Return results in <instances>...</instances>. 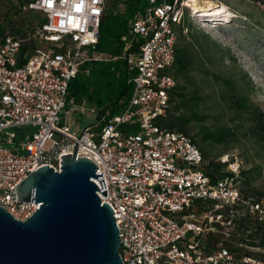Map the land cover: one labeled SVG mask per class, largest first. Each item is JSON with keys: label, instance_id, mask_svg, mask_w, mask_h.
Instances as JSON below:
<instances>
[{"label": "built area", "instance_id": "1", "mask_svg": "<svg viewBox=\"0 0 264 264\" xmlns=\"http://www.w3.org/2000/svg\"><path fill=\"white\" fill-rule=\"evenodd\" d=\"M25 1V8L41 13L45 21L26 38L0 36V207L17 221L30 218L39 204L17 201L15 188L41 166L59 171L60 156L73 153L77 141L76 155L91 159L96 173H102L93 182L99 192L106 190L105 198L97 195L115 217L124 264H264L232 250L233 215L213 212L244 206L264 217V203L243 200L233 180L241 169L239 155L217 157L232 175L212 184L196 142L156 123L170 108L176 83L169 72L176 27L188 32L183 19L186 11L192 17L189 2L194 1L146 0L132 16L121 36L120 56L130 92L117 113H102L80 134L70 130L67 119L70 111L85 106L72 101L67 106L68 85L79 72L89 74L86 63L107 59L94 48L106 1ZM244 1L264 12V0ZM90 111L98 116V108ZM102 179L104 189L98 183ZM208 200L216 203L214 210L192 211L197 201Z\"/></svg>", "mask_w": 264, "mask_h": 264}, {"label": "trees", "instance_id": "2", "mask_svg": "<svg viewBox=\"0 0 264 264\" xmlns=\"http://www.w3.org/2000/svg\"><path fill=\"white\" fill-rule=\"evenodd\" d=\"M21 4L25 8L26 1L21 0ZM145 5L146 0H112L110 4H107L100 20L98 43L94 48L98 52H107L109 58L86 63L85 66L89 68V74L79 72L69 82L68 107L70 101L80 102L83 98H87L90 103L95 102L99 111L97 118L106 111L109 115H113L122 108V100L129 94L131 85L128 83L129 73L126 69V61L120 57L124 47L121 36L127 34L128 22L132 16L142 10ZM44 21V17H39L38 24ZM9 33L26 38L28 31L23 30L21 33V28L15 26ZM4 34L5 29L0 23V36ZM26 41L32 48L33 37H29ZM216 48L215 42L210 40L206 34L189 31L188 34L179 33L177 35L174 62L169 69L176 83L170 91V108L165 115L157 119L156 123L161 128L182 132L196 142L195 137L189 134L188 126L192 120L202 122L205 119V115L196 110L203 96L196 82L187 79L182 83L179 79L180 76L186 75L198 61V69L205 74L203 78H210L208 83L211 80H217L226 87L225 93H220L219 96L212 97V99L217 100L218 103H222L224 100L228 101V105L223 107L225 113L232 109L236 112L229 121L231 123L226 122L214 129L203 127L201 133L203 142L210 140L216 143H225L239 140L238 130L246 122L239 115L242 112V114L249 113L250 118L247 121L250 120L251 125L248 129L256 140L264 145V116L261 110L250 103L249 97L239 90L237 83L225 78L221 72L209 69L213 60L209 55L210 49L216 50ZM98 70L102 71V76L99 79L96 77ZM201 81L204 80L201 79ZM179 110H183L185 114L179 115ZM242 135H245V132ZM199 148L204 157L202 169L209 176L212 184L226 175H232L224 171L223 163L209 159L203 144ZM263 174L264 165H250L242 167L238 175L233 176L243 200H250L257 204L264 203V191L255 186ZM215 204L211 200L197 201L192 211L197 209V212L200 213L214 210ZM213 212L226 218H229L232 213L231 222L234 228L232 239L235 240H232L235 244L232 250L234 252H242L264 260V217L250 213L249 209L244 206H224ZM249 248L259 249V252H252L248 250Z\"/></svg>", "mask_w": 264, "mask_h": 264}, {"label": "water", "instance_id": "3", "mask_svg": "<svg viewBox=\"0 0 264 264\" xmlns=\"http://www.w3.org/2000/svg\"><path fill=\"white\" fill-rule=\"evenodd\" d=\"M76 144L59 171L41 166L15 188L17 201L39 204L30 218L17 221L0 207V264H124L115 217L97 195L106 190L93 182L102 173L76 155Z\"/></svg>", "mask_w": 264, "mask_h": 264}, {"label": "rangeland", "instance_id": "4", "mask_svg": "<svg viewBox=\"0 0 264 264\" xmlns=\"http://www.w3.org/2000/svg\"><path fill=\"white\" fill-rule=\"evenodd\" d=\"M105 1L106 6L112 2V0ZM212 1L214 2L212 5H217V2L222 3L236 17L214 25L200 17H195L193 11H189L192 15L190 18L186 11L183 24L188 26V32L195 31L206 34L210 40L215 42L216 50L210 49L209 53L213 59L209 69L221 72L225 78L237 83L239 90L249 97L250 103L258 107L264 116V12L244 0ZM39 17H43V15L24 8L21 0H0V23L5 29V33L11 32L15 26L21 28V33L23 30L30 32L38 25ZM220 18L224 19V17ZM176 29L179 34V26ZM188 32L184 34H188ZM103 56L109 58L107 52L103 53ZM198 65L197 61L192 69L186 75L180 76L179 79L182 83L187 79L196 82L203 96L196 110L205 115V119L202 122L192 120L188 126L189 134L195 137L198 147L203 144L209 159L217 161V157L223 153H237L241 160V168L250 165L263 166L264 145L260 144L248 129L251 125V121H247L250 118L249 113L242 114L241 112L239 114L244 121L246 120L238 130L239 140L225 143H216L210 140L203 142V134H201L203 127L217 128L228 123L236 112L232 109L225 113L223 107L228 105V101L224 100L222 103H218L217 100L212 99V97L219 96L220 93H225L226 87L217 80H211L208 83L210 78H203L205 74L198 69ZM101 76L102 71L98 70L96 77L99 79ZM73 103L76 106H85L82 110L70 111L67 119L70 130L75 134H80L86 126L97 123V114L90 111L91 107L97 109V106L95 102L90 103L87 98ZM70 104L72 105V103ZM178 113L179 115L185 114L183 110H179ZM243 132L245 135H242ZM255 186L264 191V174L255 183ZM193 212L198 213L197 209H194ZM205 243L210 244L211 242L206 240ZM248 250L259 252V249L249 248Z\"/></svg>", "mask_w": 264, "mask_h": 264}, {"label": "bare ground", "instance_id": "5", "mask_svg": "<svg viewBox=\"0 0 264 264\" xmlns=\"http://www.w3.org/2000/svg\"><path fill=\"white\" fill-rule=\"evenodd\" d=\"M194 2L190 3L191 9L195 12V17H200L206 22L217 25L221 22L229 21L231 18L236 17V15L229 10L228 7L222 3H217V5H212L211 0H207L204 4H197ZM224 17V19L220 18Z\"/></svg>", "mask_w": 264, "mask_h": 264}]
</instances>
